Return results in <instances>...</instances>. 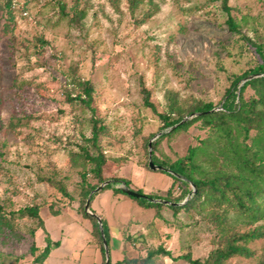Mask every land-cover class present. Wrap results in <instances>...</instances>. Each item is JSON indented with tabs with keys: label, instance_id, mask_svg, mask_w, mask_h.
<instances>
[{
	"label": "rangeland",
	"instance_id": "rangeland-1",
	"mask_svg": "<svg viewBox=\"0 0 264 264\" xmlns=\"http://www.w3.org/2000/svg\"><path fill=\"white\" fill-rule=\"evenodd\" d=\"M58 1L0 0V207L10 216L37 205L44 222L42 229L25 217L2 228L0 264H33L48 239L57 244L40 264H102L100 240L82 215L88 199L82 186L123 178L134 191L166 197L173 178L149 167V150L170 162L205 141L204 149L218 155L214 146L222 133L196 121L159 138L170 130L158 116L168 97L183 109L198 101L218 109L233 77L263 61L251 42L264 46V0H227L238 31L228 27L222 0H139L136 6L129 0H60L63 11ZM79 10L84 15L74 20ZM74 78L90 81L93 110L67 100L68 93L82 94ZM252 97L247 86L243 98ZM93 118L103 125L95 146L86 140ZM231 127L236 134V124ZM83 148L104 155L103 182L79 157ZM183 188L177 183L169 197L184 195L179 203L185 202L194 186ZM99 192L93 191L90 210L108 219L112 263L141 264L150 249L162 246L171 256L156 255L149 264H190L179 256L204 259L233 231L264 229V219L239 218L228 204L174 213L111 188ZM245 245L251 256L233 255L223 264L264 261V236Z\"/></svg>",
	"mask_w": 264,
	"mask_h": 264
},
{
	"label": "trees",
	"instance_id": "trees-1",
	"mask_svg": "<svg viewBox=\"0 0 264 264\" xmlns=\"http://www.w3.org/2000/svg\"><path fill=\"white\" fill-rule=\"evenodd\" d=\"M129 2L132 6H136L139 0H129ZM58 5L61 11H63L64 4L60 0L58 1ZM222 7L227 16L226 23L228 27L230 30L238 31L237 22L231 13V6L227 4V0H222ZM83 15V10L76 11L74 13V20L80 19ZM251 43L255 46L263 61L249 71L233 77L230 86L225 91L224 102L220 108L214 109L215 105L212 102L198 101L191 105L190 108L183 109L177 103L174 96H169L167 109L162 113H158L163 128L170 129L168 132L162 133L159 138L179 130L187 129L196 121H200L203 127L221 131V141L214 146V149L218 150V155L204 149L208 144L205 141H203L202 146L189 147L184 156L170 162L158 160L152 153V162L155 165L166 168L167 170L160 171L167 173L173 178V183L167 192L168 195L162 197L146 194L141 189H137L136 191L144 194L145 197L137 198L128 195L130 198L138 201L145 207H161L166 205L174 213L181 210L190 211L202 204L212 202H214L215 206L228 204L236 211L239 218L248 219L251 222L264 219V46L260 43ZM243 80L244 82L241 84ZM73 83L80 88L82 94L71 96L68 93L66 94L67 100L79 102L93 110L91 107L93 94L90 81L74 78ZM247 86L254 89L257 97L244 100L243 92ZM144 103L146 106L154 109L152 103L148 101L147 95L144 96ZM186 116L192 117L180 123ZM97 122L98 120L93 118L92 136L86 139L92 141L94 146L96 145L99 132L103 129V125H97ZM231 123H235L237 126L236 134H233L231 130ZM174 125L177 126L171 129ZM251 131H253V134H251ZM82 150L83 153L79 157L84 162L93 164L92 172L94 177H96L98 183L103 182L102 166L105 162L104 155L102 153L92 155L87 149L83 148ZM199 154H205V157L197 160ZM227 166L234 168L235 171L226 169ZM112 182L105 183L101 187H97L98 184L91 185L87 183L85 186H82L81 193L83 197L87 198L93 190L102 191L111 188L114 193L125 194L122 187H116L114 184L122 182L126 187H129V181L123 178L113 179ZM177 183L184 186V193L187 186H194V192H192V189H189L186 194L191 193L190 197L181 204L179 202L183 199L184 195L177 198L169 197ZM93 196L94 193L90 195L89 199L91 200ZM92 213L95 214L93 211ZM93 214H88L83 207L82 215L92 223L93 232L100 240L101 251L104 255L102 264H106L103 238L109 246V226L100 217L99 224L97 217ZM25 217L36 220L39 228L44 229V222L39 215L38 206L30 205L12 212L10 216H7L3 208L0 207V230L4 227L11 229V223L14 219ZM261 236H264V229H253L243 233L233 231L224 239L223 245L212 250L206 258H193L189 253L180 255L179 258L186 260L190 264H223L225 260L233 255L251 256L253 251L245 243ZM240 241H243V243H240ZM56 244L57 242L48 239L47 245L33 259V264L42 263L49 255L51 246ZM31 249L34 251L35 245H32ZM159 254L171 256L168 250L159 246L155 249H150L141 264H149L153 257ZM121 262L123 261L112 263L109 257L107 264H120ZM135 262L137 263V261ZM257 264H264V261Z\"/></svg>",
	"mask_w": 264,
	"mask_h": 264
},
{
	"label": "water",
	"instance_id": "water-1",
	"mask_svg": "<svg viewBox=\"0 0 264 264\" xmlns=\"http://www.w3.org/2000/svg\"><path fill=\"white\" fill-rule=\"evenodd\" d=\"M189 117H185L184 119H182L181 121H180V123H182V122H184L186 119H188ZM175 126H177V125H174V126H172L171 127V129L172 128H174ZM149 147H151V142H149V145H148ZM149 156L151 157V150H149ZM149 166H150V168L151 169H158V170H167L166 168H164L163 166H160V165H155L153 162H152V160H151V158H150V160H149ZM105 184V183H104ZM101 187V186H100ZM122 190H123V192L125 193V194H127V195H130V196H133V197H137V198H141V197H145V195L144 194H141V193H139V192H137V191H134V190H132V189H130L129 187H122ZM94 191V190H93ZM93 191L89 194V196H88V199H87V201H86V203H85V206H84V210L88 213V214H93L91 211H90V209H89V198H90V195L93 193ZM93 215H95L96 217H97V219H98V222H99V224H100V218L96 215V214H93ZM101 234H102V236H103V233H102V229H101ZM103 245H104V249H105V256H106V264L108 263V261H109V251H108V245H107V242H106V240L103 238Z\"/></svg>",
	"mask_w": 264,
	"mask_h": 264
},
{
	"label": "crops",
	"instance_id": "crops-1",
	"mask_svg": "<svg viewBox=\"0 0 264 264\" xmlns=\"http://www.w3.org/2000/svg\"><path fill=\"white\" fill-rule=\"evenodd\" d=\"M106 190V189H105ZM102 191H104V190H102ZM102 191H100V192H102ZM99 192V193H100ZM109 192H110V190H109ZM112 194V193H111ZM118 199L119 198H121V195H118V197H117ZM127 198H129V197H127ZM99 207H100V205H99ZM101 209V208H100ZM91 211V210H90ZM92 212V211H91ZM93 212L98 216V215H100V214H97L94 210H93ZM103 213V212H102ZM101 213V214H102ZM99 217V216H98ZM102 219H105V221L107 222V225L109 226V222H108V219H107V217L104 215V214H102ZM51 241H54L53 239H50ZM110 244H111V242H110ZM109 244V245H110ZM50 254V253H49ZM49 256V255H48ZM48 258V257H47Z\"/></svg>",
	"mask_w": 264,
	"mask_h": 264
}]
</instances>
